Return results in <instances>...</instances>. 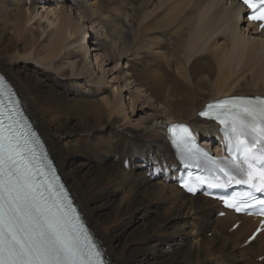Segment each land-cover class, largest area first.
Segmentation results:
<instances>
[{"label": "bare ground", "instance_id": "1", "mask_svg": "<svg viewBox=\"0 0 264 264\" xmlns=\"http://www.w3.org/2000/svg\"><path fill=\"white\" fill-rule=\"evenodd\" d=\"M107 2L0 0V73L106 258L110 264H264L255 261L264 256V233L239 246L256 223L219 218L216 202L175 187L178 163L165 132L169 124H185L202 146L219 150L217 128L197 114L209 101L264 97V56L245 37L261 42L264 33L246 23L235 0ZM158 8L161 14L152 16ZM89 35L93 41L83 42ZM108 59L141 64L129 80L146 96L125 82L124 91L109 84L105 76L114 69L98 75L94 66ZM235 221L241 225L228 233Z\"/></svg>", "mask_w": 264, "mask_h": 264}, {"label": "snow or ice", "instance_id": "2", "mask_svg": "<svg viewBox=\"0 0 264 264\" xmlns=\"http://www.w3.org/2000/svg\"><path fill=\"white\" fill-rule=\"evenodd\" d=\"M243 3L249 8L258 4L260 14L248 18L264 21V0ZM4 86V78L0 77V96ZM18 115L9 109L5 118L0 104V264H104L100 247L76 213L63 185L56 183L51 164L37 154L32 140L18 131ZM199 115L222 125L227 154L232 159L217 160L195 147L185 125L170 126L173 145L186 161L195 158L198 167L206 161L210 173L217 169L223 172L227 179L217 176L219 183L211 187L228 188L233 183L248 186L243 197H219L227 207L241 212L259 204L264 214V200H257L255 195L264 194V98L231 97L208 104ZM175 129L180 130L179 135ZM254 145H258L255 152ZM181 187L195 192L186 181L181 182Z\"/></svg>", "mask_w": 264, "mask_h": 264}, {"label": "rangeland", "instance_id": "3", "mask_svg": "<svg viewBox=\"0 0 264 264\" xmlns=\"http://www.w3.org/2000/svg\"><path fill=\"white\" fill-rule=\"evenodd\" d=\"M104 1H106L107 2V0H104ZM111 3L112 2H107L106 3V6H108L109 4L111 5ZM108 4V5H107ZM116 6H118V5H116V3H113L112 5H111V7H114V8H116ZM74 9V8H73ZM148 10H150L151 11V9H148ZM155 10H160L159 12L157 11H155ZM155 10H153L154 12H155V14H153L152 16H157L159 13L161 14V12H162V10H161V8L159 9H155ZM41 11V10H40ZM44 12V11H43ZM77 13V10L75 9L74 10V14L75 15H77L78 16V14H76ZM157 13V14H156ZM77 16H76V18H77ZM152 16H150L151 18H154V17H152ZM148 18V19H150L151 20V18ZM78 19V18H77ZM81 18L79 17V19L78 20H80ZM81 21V20H80ZM44 23L46 22V21H43ZM98 30H99V32H101V30H100V28H97ZM91 35H89V37H87V39H85L84 38V40H83V42H86L87 41V43L89 42V41H93V39H94V37L93 36H91ZM102 37L103 36H101V37H99L100 38V40L102 39ZM245 37L246 38H248V39H246V40H248V42L249 43H251V42H256L255 44L257 45L256 47H257V49H258V51H260L259 53L262 55V57L264 56V40H261V42H260V40L259 39H255L254 38V40H253V37L252 36H249V37H247V35H245ZM252 37V38H251ZM223 38V37H222ZM91 39V40H90ZM252 39V40H251ZM89 40V41H88ZM225 40H226V38H225ZM225 40H224V42H225ZM255 40H257V41H255ZM259 40V41H258ZM260 42V43H259ZM86 43V44H87ZM227 44L229 43V41L227 40V42H226ZM262 46V47H261ZM263 53V54H262ZM101 54V53H100ZM99 54V55H100ZM94 56H95V53H91V57L92 58H90V60L92 61V64L93 65H95V58H94ZM101 56H103L102 54H101ZM100 56V57H101ZM260 56V55H259ZM102 58V57H101ZM264 59V58H263ZM115 62V61H114ZM114 62L113 61H109V59L107 60V62L103 65V67L102 68H100V67H97V66H94V70L96 71V73L98 74V75H101L102 74V72H103V70H105L106 69V71H108V70H111V69H114L113 71H108L107 73L108 74H106V76H105V79H107V81L108 82H110L109 84H117L118 85V88H119V86H120V88L121 89H123V91L124 90H127V88H123L124 86H122L123 85V82H125V83H127V85H129V88H131L132 86H134V84L132 83H130V82H132V80H129V78H131V74H132V70L135 68V67H137V69H141V68H143L142 66H140L141 64H139V65H136L135 63H128V64H126L125 65V61H123V60H120L119 62H115V64H114ZM118 64H120V65H118ZM116 65H118V66H116ZM133 65V66H132ZM117 68V70L115 69V67ZM120 66V67H119ZM125 66V67H124ZM132 66V68H130V67ZM113 67V68H112ZM127 67V68H126ZM101 70H100V69ZM128 68H130V69H128ZM103 69V70H102ZM128 71V72H126V71ZM136 70V69H135ZM102 71V72H101ZM105 71V72H106ZM123 71V72H122ZM250 70H244V71H242V73H248ZM111 72H113V73H111ZM125 72V76H124V74H122V73H124ZM131 72V73H130ZM235 71H233L232 73H234ZM130 73V74H129ZM111 74V75H110ZM119 74H120V76L121 77H123V79H122V81H121V79H120V76H119ZM125 77V78H124ZM113 79V80H112ZM119 81V82H118ZM129 81V82H128ZM117 82V83H116ZM137 88V90H135ZM131 90V89H130ZM138 90H139V92H138ZM141 90H142V92H141ZM131 91H135L134 93H136V94H139L140 96H142V97H145L146 96V94L144 93V95H143V89H141V88H139L138 89V86H134L133 88H132V90ZM138 92V93H137ZM128 100V96H127V94H124L123 95V101H124V104H125V106L127 107V111L129 112L130 111V108H129V102L127 101ZM140 117H142V116H140V115H137L136 116V118L135 119H140ZM36 128V127H35ZM40 134V133H39ZM42 137V136H41ZM52 158V157H51ZM54 161V160H53ZM55 163V162H54ZM206 236L208 237V238H210L212 235H211V233L210 232H208V233H206ZM254 256V255H253ZM253 258V257H252ZM248 260V259H247ZM254 264H256L255 262H254Z\"/></svg>", "mask_w": 264, "mask_h": 264}]
</instances>
